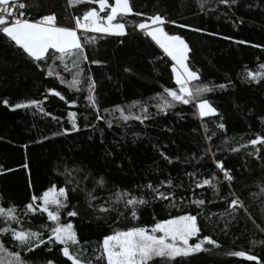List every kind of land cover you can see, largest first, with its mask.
<instances>
[{"label": "trees", "instance_id": "1", "mask_svg": "<svg viewBox=\"0 0 264 264\" xmlns=\"http://www.w3.org/2000/svg\"><path fill=\"white\" fill-rule=\"evenodd\" d=\"M23 2L30 18L55 13L58 23L68 27L74 25V14L98 7L69 5L68 0ZM131 4L134 11L148 16L159 13L176 22L165 24V30L188 43L191 49L188 63L193 70L199 71L200 83L217 86L204 98L219 115L200 118L192 103L176 104L166 114H157L158 101L152 98L164 88L175 87L171 72L173 62L150 37L134 28L144 17L128 16L127 35L124 36L88 33L97 39L95 44L86 46L89 62L80 67L84 68L85 77L90 75L95 81L100 114L113 119L103 109L134 101L148 102L152 114L143 124L129 121L124 126L113 119L111 128L104 120H96L95 111L85 99L86 91H70L55 75L47 77L21 49L0 34V169H3L0 171V197L3 198L0 205L6 208L15 205L18 214H22L33 194L39 196L53 184L59 188L65 187L66 181H72L67 187H76V191L69 192V204L63 210L62 220H70L81 242L87 241L90 247H96L104 236L114 231L135 226L151 227L161 219L190 212L200 214L201 235H211L220 247L206 244L207 251L182 258L180 264H258V261L264 264V243H252L264 241V231H261L264 229V192H261L264 188V145L249 144L257 135L264 136V79L257 83L246 76L247 71H264L260 69L264 64V0H235L230 6L218 0H131ZM240 40L247 43L236 42ZM93 60L99 63H90ZM57 70L65 80H71L72 72H65L62 66ZM82 87H87V81ZM48 89L59 91L69 102L75 100V107L51 95ZM4 99H8L10 105L42 100L44 111L51 115L34 108L13 111L2 103ZM69 111L77 112L80 131L57 134L71 129ZM53 116L58 119H52ZM219 123L225 125L226 131L217 127ZM91 124L95 129L88 127ZM232 148L239 151H232ZM206 149L211 151L206 154ZM161 152L171 158L172 163L163 159ZM215 161H221L230 170L234 177L231 185L224 180ZM188 173H195V176L189 177ZM213 174L221 181L217 185L219 195L209 186L194 188L195 180L210 178ZM101 177L103 187L97 184ZM169 178L174 186L182 185L175 189L176 196L185 199L183 203L178 201L176 207H168L167 201H153L151 192L143 187L148 183L159 185ZM229 188L247 207V213L241 210L234 219L221 215L228 209L222 197L227 196ZM118 189L150 201L139 207L138 219H132L122 204L113 203L112 207L123 215L117 211L94 210L109 202ZM89 191L96 197L92 207L87 202ZM201 198L205 200L201 208L188 203ZM73 205L78 215L67 217ZM22 219L26 227L34 230L42 224H50L46 215L22 216ZM3 226L0 222V227ZM46 248L42 245L25 252L24 259L29 264H46L48 260L70 264L59 251V245L52 246L50 252ZM234 251L255 254L258 261L227 254Z\"/></svg>", "mask_w": 264, "mask_h": 264}, {"label": "snow or ice", "instance_id": "2", "mask_svg": "<svg viewBox=\"0 0 264 264\" xmlns=\"http://www.w3.org/2000/svg\"><path fill=\"white\" fill-rule=\"evenodd\" d=\"M220 4L230 6L235 0H218ZM69 5L89 4L98 5L85 10L80 15H73L74 25L72 27L61 26L57 21L55 13L45 14L37 19L30 18V14L24 11L27 5L23 0H0V34L13 42L15 46L23 51L37 66V68L46 74L47 77L56 76L61 84L66 85L70 91H86L85 99L88 105L95 111L96 120H104L107 127L113 126V119L124 126L129 121H139L143 124L152 117L148 110V102L134 101L129 105H116L111 109H103L104 113L113 119H109L100 114V106L95 95L96 84L94 79L89 75L84 76V68L80 67L82 63L89 62L86 54V46L95 44L97 37L89 36L88 33L108 34L115 36L127 35L126 25L129 23L127 17L137 16L144 17L141 22L135 23L134 28L141 30L150 37L156 45L171 59V72L174 75L175 87L164 88L162 93L152 98L156 103L157 114L164 113L176 104L188 105L194 104L198 110L197 114L200 118L218 116L217 109L212 103L204 98L206 93L212 92L217 86H209L200 83L198 70H193L189 65L188 53L191 51L188 43L179 35L169 34L165 31V24H175L174 20H167L165 16L159 13L148 16L144 13L134 11L131 0H68ZM203 8V4H201ZM101 13H104L103 15ZM179 27H187V25H179ZM194 31H202V29H193ZM224 39H231L224 37ZM239 44H245L246 41H236ZM253 47H260L253 45ZM52 63L49 64L48 61ZM59 61V65H56ZM90 63H99V61H90ZM43 65V66H42ZM63 68L65 72H72L71 80H65L59 74L58 67ZM73 69L75 71H73ZM260 69L264 70V64L260 65ZM246 76L249 80L259 82L264 79V71H247ZM87 81V87L82 85ZM218 87L224 88L225 85ZM51 95L59 97L69 107H75L76 101H67L65 97L55 89L47 90ZM47 99V96L44 98ZM2 103L9 106L13 111L16 109H36L44 115H51L44 111L42 100H27L9 104L8 99H4ZM137 109V111H133ZM118 114V115H117ZM68 122L71 129H64L63 132L57 134H67L69 131H80L77 123V112L69 111L67 113ZM52 119H58L53 116ZM87 120V117H85ZM95 129V125H88ZM221 130H225L223 123L217 124ZM205 130L207 128L205 126ZM101 135H103V131ZM211 139V137H208ZM227 143V141H226ZM249 144L264 145V136L257 135L255 139L249 141ZM245 147V145H241ZM211 149H206V154ZM232 151H239L232 148ZM257 153L259 149H256ZM161 157L168 163H172L171 158L163 152ZM213 158L215 156L212 153ZM259 158V157H258ZM216 167L223 174L224 180L231 182L234 180L230 170L224 167L221 161H215ZM27 167V165H25ZM3 171V169H0ZM67 174H71L66 169ZM64 173H62L63 175ZM189 177H194L195 173H188ZM221 181L214 174L210 178L195 180L194 188H203L209 186L214 190L215 195H219L217 185ZM72 181H66L65 187H57L55 184L49 186L42 194H33L30 202L24 205L22 214H18L15 205L7 208L0 205V222L5 226L0 227V264H29L24 259L23 253L32 252L42 245H46L47 251H52V246L59 245V251L70 264H180V259L189 257L201 251H207L204 245H211L219 248L217 240L211 235H201L202 228L198 222V216L187 212L182 215H176L171 218L161 219L154 222L151 227L135 226L126 230H117L110 235L103 237L96 247H90L88 242H81L74 224L69 221L62 220L64 209L69 204V192H75L76 187L69 188L67 184ZM97 184L101 187L104 180L101 177ZM152 194L153 201H167L168 207H176L177 202H184V197L176 196V188L182 185H173V180L169 178L167 181H161L159 185L154 186L151 183L143 186ZM170 189L162 191L161 189ZM264 192V188H261ZM89 207H92V201L96 199L91 191L87 192ZM3 198L0 197V200ZM228 205V209L223 215H227L232 219L235 214L243 210L247 213V207L244 201L229 188L227 196L222 197ZM122 204L123 208L130 212L132 219H138V209L140 206L150 204L143 196L133 195L127 190H117L112 194L110 201L106 204L99 205L96 209L101 213L117 211L119 215H123L119 209L112 207V204ZM190 205L201 208L205 205L204 199H191L188 201ZM37 214L46 215L47 221L34 230L32 227L25 226L23 217L36 216ZM78 211L73 205L72 210L67 211V217H76ZM249 218L251 216L249 214ZM18 225V227H13ZM259 228L260 226L257 225ZM227 228V222L225 223ZM264 231V229H261ZM45 233H47L45 237ZM7 237V239H5ZM195 240L194 243L190 242ZM253 244L264 243V241H252ZM8 245H11L10 248ZM231 256L246 257L249 261H258L255 254H246L244 251H234L227 253ZM46 264H55L54 261L48 260ZM258 264L260 262L258 261Z\"/></svg>", "mask_w": 264, "mask_h": 264}, {"label": "rangeland", "instance_id": "3", "mask_svg": "<svg viewBox=\"0 0 264 264\" xmlns=\"http://www.w3.org/2000/svg\"><path fill=\"white\" fill-rule=\"evenodd\" d=\"M103 15V14H102ZM166 31V30H165ZM190 242H192V243H194L195 242V240H193V241H190Z\"/></svg>", "mask_w": 264, "mask_h": 264}]
</instances>
